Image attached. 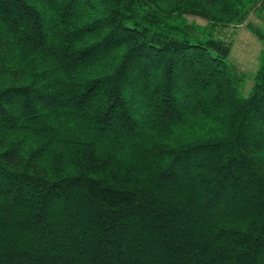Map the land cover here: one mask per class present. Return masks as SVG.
<instances>
[{
	"label": "trees",
	"instance_id": "16d2710c",
	"mask_svg": "<svg viewBox=\"0 0 264 264\" xmlns=\"http://www.w3.org/2000/svg\"><path fill=\"white\" fill-rule=\"evenodd\" d=\"M251 13L0 0V264H264V50L245 93L227 31Z\"/></svg>",
	"mask_w": 264,
	"mask_h": 264
},
{
	"label": "rangeland",
	"instance_id": "374dc122",
	"mask_svg": "<svg viewBox=\"0 0 264 264\" xmlns=\"http://www.w3.org/2000/svg\"><path fill=\"white\" fill-rule=\"evenodd\" d=\"M189 21L205 25L207 21L194 15L186 16ZM253 23L264 32V22L254 13L241 24H231L227 29L228 33L234 38L229 59L239 70L247 75L245 93H248L253 85L254 77L259 66L260 55L264 50V40L255 35L249 28V23Z\"/></svg>",
	"mask_w": 264,
	"mask_h": 264
}]
</instances>
